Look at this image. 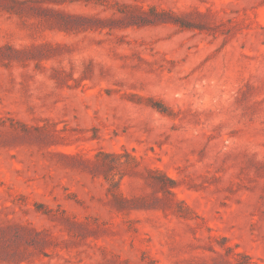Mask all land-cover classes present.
Returning a JSON list of instances; mask_svg holds the SVG:
<instances>
[{
  "label": "rangeland",
  "instance_id": "rangeland-1",
  "mask_svg": "<svg viewBox=\"0 0 264 264\" xmlns=\"http://www.w3.org/2000/svg\"><path fill=\"white\" fill-rule=\"evenodd\" d=\"M0 264H264V0H0Z\"/></svg>",
  "mask_w": 264,
  "mask_h": 264
}]
</instances>
